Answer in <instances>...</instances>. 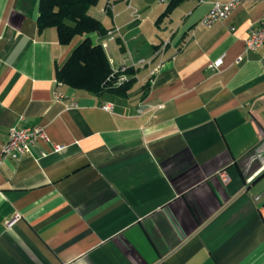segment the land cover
<instances>
[{"label":"crops","instance_id":"1","mask_svg":"<svg viewBox=\"0 0 264 264\" xmlns=\"http://www.w3.org/2000/svg\"><path fill=\"white\" fill-rule=\"evenodd\" d=\"M40 1L0 0V264H264V46L244 51L264 0L211 27L212 0H132L135 22L99 0L90 14L121 28L112 68L134 69L125 96L57 82L81 37L39 32ZM36 125L50 143L2 156Z\"/></svg>","mask_w":264,"mask_h":264},{"label":"trees","instance_id":"2","mask_svg":"<svg viewBox=\"0 0 264 264\" xmlns=\"http://www.w3.org/2000/svg\"><path fill=\"white\" fill-rule=\"evenodd\" d=\"M180 1L171 0L165 13L171 12ZM98 2L99 0H41L38 30L42 32L54 28L61 45H70L77 37H81V41L64 64L56 69L57 81L94 95L111 92L125 96L136 79L131 77L121 84H116L122 73L112 68L103 46L94 44L88 36L93 32L105 36L108 31L103 23L89 12ZM125 73L133 75L134 69L129 67Z\"/></svg>","mask_w":264,"mask_h":264},{"label":"built area","instance_id":"3","mask_svg":"<svg viewBox=\"0 0 264 264\" xmlns=\"http://www.w3.org/2000/svg\"><path fill=\"white\" fill-rule=\"evenodd\" d=\"M127 9L131 13V20L133 22L138 21L141 19L140 11L133 5L132 0H125ZM160 2H166L168 0H159ZM203 1V0H200ZM247 1H256V0H212L211 9L208 13L202 18V24L206 27L213 26L216 22L220 20L227 19L231 13L239 7L241 4ZM113 9V0H108L104 7L102 8L103 13H108L110 10ZM121 28L118 26H114L108 29L105 36L101 37L100 44L103 46L104 49L108 48V44L110 41L116 40ZM167 43H165L166 45ZM264 46V18L262 23L259 27L252 29L245 41V49L244 51L247 52H255L259 50L261 47ZM243 60V56L238 58V62ZM224 57H219L213 63L214 68H218L223 64ZM140 63L143 60L139 61ZM128 67L127 66H120L118 70L122 74L116 81V84H121L124 81L128 80V76L126 75L125 71ZM158 69V66L154 69L155 71ZM60 83L59 81H57ZM55 98L61 99L62 95L59 92H55ZM77 106L76 103H72L68 107H75ZM107 109H112V104L105 105ZM39 141L44 143H50V138L45 130V127L36 125V126H29V127H11L9 131V138L8 141L1 147L2 156L4 158L9 159H19L20 157L31 153L32 147L36 145ZM62 149L61 145L54 144L53 150L60 151ZM44 154V152H42ZM220 177L223 182L228 181V176L225 173H221Z\"/></svg>","mask_w":264,"mask_h":264},{"label":"rangeland","instance_id":"4","mask_svg":"<svg viewBox=\"0 0 264 264\" xmlns=\"http://www.w3.org/2000/svg\"><path fill=\"white\" fill-rule=\"evenodd\" d=\"M155 1H157V0H155ZM155 1H154V3H157V2H155ZM156 42H157V41H156V40H153V39H148V40H147V44H148L149 48L151 47L152 44H155ZM117 54H118V53H117Z\"/></svg>","mask_w":264,"mask_h":264}]
</instances>
